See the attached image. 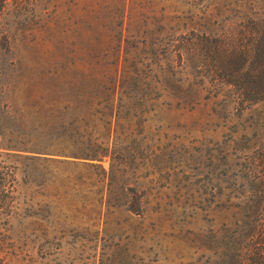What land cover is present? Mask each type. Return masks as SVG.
Instances as JSON below:
<instances>
[{"label":"trees","instance_id":"1","mask_svg":"<svg viewBox=\"0 0 264 264\" xmlns=\"http://www.w3.org/2000/svg\"><path fill=\"white\" fill-rule=\"evenodd\" d=\"M5 1L0 0V10ZM130 11L128 0H89L82 22L74 0L67 56L55 58L45 45L31 61L0 55V150L29 152L23 159L31 163L42 160L40 153L69 159L56 162H77L91 184L102 189L101 200L93 204L95 216L69 222L75 232L83 222L95 228L88 237L82 233L72 240L100 248L93 264H161L139 247L150 240L148 220L162 226L169 221L163 214L150 216L143 199L142 171L151 153L143 133L154 103L182 89L170 88L173 73L155 68L149 45L124 49ZM183 32L178 58L205 66L206 75L235 107L264 104V0H205ZM140 51L142 72L132 65ZM190 93L196 99L199 90ZM30 139L47 141L51 150L28 147ZM246 140L252 150L245 157L244 194L232 206L244 240L235 248L241 258L232 264H264V125ZM9 174L0 165V194ZM8 221L1 218L0 227ZM35 222V217H25L19 225L24 230ZM230 243L239 242L232 238Z\"/></svg>","mask_w":264,"mask_h":264},{"label":"rangeland","instance_id":"2","mask_svg":"<svg viewBox=\"0 0 264 264\" xmlns=\"http://www.w3.org/2000/svg\"><path fill=\"white\" fill-rule=\"evenodd\" d=\"M88 3L78 0L82 22ZM204 4L205 0H128L124 49L140 42L149 45L158 62L155 68L173 73L170 88L182 89L159 98L144 123L151 153L142 171L143 199L150 216L163 214L169 221L160 227L148 220L150 240L139 248L161 264H232L241 258V250L235 248L244 239L232 206L244 194L245 157L252 150L246 138L264 125V104L235 107L206 75L205 66L189 65L176 56L188 17ZM73 8L74 0L5 1L0 10V55L31 61L45 45L55 58L67 56L73 42ZM78 40L82 44L83 33ZM143 56L140 51L132 60L137 71H143ZM193 89L199 90L196 99ZM25 144L51 150L44 140ZM29 155L0 150L3 172L10 173L0 194V219L9 220L0 227V263L93 264L100 248L72 240L82 233L88 237L95 228L83 222L75 232L69 222L94 217L98 208L93 204L101 200L102 189L91 184L77 162H56L69 159L40 153L42 160L31 163L23 159ZM100 163L107 170V161ZM25 217H35L36 224L23 230L19 223ZM232 238L239 243L231 244Z\"/></svg>","mask_w":264,"mask_h":264}]
</instances>
